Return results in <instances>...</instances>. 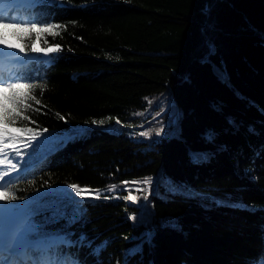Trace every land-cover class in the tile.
<instances>
[{"label":"trees","instance_id":"obj_1","mask_svg":"<svg viewBox=\"0 0 264 264\" xmlns=\"http://www.w3.org/2000/svg\"><path fill=\"white\" fill-rule=\"evenodd\" d=\"M11 14L60 26L37 41L59 45L49 62L28 59L8 74L34 85L41 101L21 109L35 123L16 118L14 126L40 135L29 147L21 137L19 154H0L19 161L2 191L36 225L32 237L68 241L41 260L264 259V0H36ZM157 120V137H131ZM147 177L150 187L123 183ZM73 184L100 190L99 199L74 203L64 195ZM129 190L137 202L124 199ZM76 208L82 214L71 222ZM57 209L64 215L54 218Z\"/></svg>","mask_w":264,"mask_h":264},{"label":"snow or ice","instance_id":"obj_2","mask_svg":"<svg viewBox=\"0 0 264 264\" xmlns=\"http://www.w3.org/2000/svg\"><path fill=\"white\" fill-rule=\"evenodd\" d=\"M5 7L0 10V46L7 49H18L20 52H24L26 45L24 43L25 39L29 38L32 33L36 34V40L32 41L31 50L34 53L43 52L45 54L53 53L59 51V45L52 47L49 46L47 48H38L36 47L37 41L41 38L42 34L49 33L52 35H58L59 33L54 31L55 29H59V25L53 24H39L36 22L25 23L18 19L13 18L11 13L15 11L14 5H16V0H6ZM9 13V15L5 16L3 13ZM14 38L17 42L13 43L12 40L9 38ZM47 42V41H45ZM34 85L30 83L24 82H6L0 81V154H6V149H12L14 152L19 154V149L17 147V141L21 139V137L27 136L28 139L24 143L25 147H29L32 145V141L37 139V136L40 133L35 132L32 128L29 127H15L14 125L17 122L16 118H21L28 120L30 123H35V121L31 120L30 116H26L24 111L21 109L23 108L25 111L32 107L28 103V101H34L35 104H41V101L37 99L35 96L31 95V89H33ZM42 94V93H41ZM34 111H38V109H33ZM59 115V114H57ZM63 119V117H61ZM93 123H97L93 121ZM99 123H103L100 121ZM119 123V121H117ZM47 131V129H44ZM76 131H87L84 130H76ZM163 132V128L157 130V135ZM30 134V135H29ZM141 135L148 136L150 133L143 132L140 133ZM50 137H45L48 139ZM61 140L67 139L66 137H58ZM44 139V140H45ZM7 141V142H6ZM40 143H37L34 148V154L36 150L40 147ZM203 157L199 154H194L193 159L194 161H199L203 159ZM5 160L0 159V165L4 164ZM10 165L9 169H6L3 172H0V181H4L5 177H8L11 170H16L17 164L19 161L15 163L12 162L11 159L7 161ZM125 184L132 183V184H146L149 187L152 184V178L147 177L143 181H132V182H123ZM2 187V185H0ZM72 189H74V193H68L67 191L64 192V195L73 200L74 203L80 204L82 201H75V196H81L84 199L89 197H93V191L89 189H82L78 185H70ZM116 185H111L108 188V191H115ZM168 187L171 192L178 193L181 191L180 186L173 184L171 181H168ZM141 189H136V191H140ZM146 194L143 196L145 201L148 200V195L150 194V190H145ZM100 197V190H94V198L99 199ZM106 199L109 197H105ZM17 197L11 195L7 191H0V200H16ZM124 199L131 200L134 203L138 201L139 197L132 194V191L129 190L127 196ZM146 206V205H145ZM82 214V209L76 208L73 211V215L71 217V222H74L78 217ZM64 215L59 209L54 211V218L56 216ZM131 219L135 220L136 217L132 216ZM31 224V223H30ZM35 234L39 236V233L36 232V225L31 224L29 230L24 234L23 238H6L5 240V253L6 258L3 260L2 264H10V261L13 259H19L20 264H23L22 257L27 256L29 253L37 256L36 264H40L39 257L46 252L52 251L54 248H58L59 245L67 243L66 239H57V240H50V241H41L40 239H32V235ZM96 252L99 249L95 250ZM135 251V250H132ZM29 264H32L29 261ZM73 264H78V262H73Z\"/></svg>","mask_w":264,"mask_h":264},{"label":"rangeland","instance_id":"obj_3","mask_svg":"<svg viewBox=\"0 0 264 264\" xmlns=\"http://www.w3.org/2000/svg\"><path fill=\"white\" fill-rule=\"evenodd\" d=\"M36 0H25L24 3H17L16 5H14L15 7H24V6H29L31 4H33ZM3 9V8H2ZM3 15L7 16L9 15V13L5 12L3 13ZM12 15V14H11ZM13 43H16L17 41L12 38L9 37ZM49 46L55 47V45H46L42 42H37L36 43V47L38 48H47ZM16 51H18V49H15ZM52 53H48L45 54L43 52L40 53H34V52H26V50L24 52H19L16 53V57L15 59H11L9 63L13 64V65H17V64H21L23 61H27L28 59L30 60H35V61H46L49 62L50 61V55ZM9 63L4 67L1 68L0 67V81H6V82H10V78H8V74L9 71H11V67L7 68V70L5 71L6 67L9 65ZM160 121L157 120L156 122L150 123L147 127L145 128H141V129H135L133 131H131V137H133L134 139L137 140H148L150 141L151 139L157 137V134L155 132V129L157 128V126L159 125ZM143 132H148L150 133V135L148 136H144L141 135L140 133ZM10 165L7 163H4L2 165H0V172L5 171L6 169H9ZM11 172H15V170H11ZM7 177H5L6 180ZM4 180V182H5ZM4 184L3 181H0V185ZM1 188V187H0ZM2 191V190H0ZM94 195V193H93ZM1 202H3L2 200H0V204ZM25 213L21 212V206L20 207H14L10 202L5 201V203L3 202V204L0 205V238H3V232L6 230H9L10 232V238H23L24 234L29 230L31 224L29 222V220L27 218H25ZM34 238V237H31ZM41 241H49V240H45L44 238H40ZM57 239H66L63 235H59L55 237V240ZM67 240V239H66ZM0 250H5V248H2ZM28 260L26 264H29ZM40 264H47L45 261L40 260ZM33 263V261H31ZM10 264H18L16 262H11ZM36 264V261L33 263ZM56 264V263H55ZM258 264H264V259L260 260L258 262Z\"/></svg>","mask_w":264,"mask_h":264},{"label":"bare ground","instance_id":"obj_4","mask_svg":"<svg viewBox=\"0 0 264 264\" xmlns=\"http://www.w3.org/2000/svg\"><path fill=\"white\" fill-rule=\"evenodd\" d=\"M5 2L6 0H0V10H2V8L5 7ZM17 3H24L25 0H16ZM14 42V41H13ZM20 51H16L15 49H7V48H3L2 46H0V67L4 68L11 59H15L16 57V53H19ZM22 53V52H21ZM10 232L9 230H6L3 232V239H2V243L0 244L1 247L5 248V240L6 238H10Z\"/></svg>","mask_w":264,"mask_h":264}]
</instances>
